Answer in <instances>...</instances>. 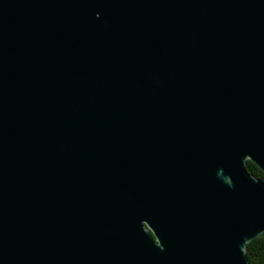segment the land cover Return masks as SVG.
<instances>
[{
	"label": "water",
	"instance_id": "1",
	"mask_svg": "<svg viewBox=\"0 0 264 264\" xmlns=\"http://www.w3.org/2000/svg\"><path fill=\"white\" fill-rule=\"evenodd\" d=\"M248 160L264 0H0V264H251Z\"/></svg>",
	"mask_w": 264,
	"mask_h": 264
},
{
	"label": "trees",
	"instance_id": "2",
	"mask_svg": "<svg viewBox=\"0 0 264 264\" xmlns=\"http://www.w3.org/2000/svg\"><path fill=\"white\" fill-rule=\"evenodd\" d=\"M246 167L255 177L264 179V174L257 165L248 160ZM246 255L251 264H264V232L247 243Z\"/></svg>",
	"mask_w": 264,
	"mask_h": 264
}]
</instances>
